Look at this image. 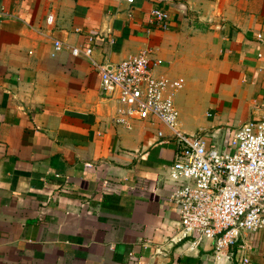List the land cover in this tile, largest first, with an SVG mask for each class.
I'll return each instance as SVG.
<instances>
[{
    "label": "crops",
    "instance_id": "1",
    "mask_svg": "<svg viewBox=\"0 0 264 264\" xmlns=\"http://www.w3.org/2000/svg\"><path fill=\"white\" fill-rule=\"evenodd\" d=\"M155 7L168 13L165 29L148 23ZM0 9V264H264V229L220 259L209 240L191 250L194 234L177 240L168 130L113 124L96 71L68 49L89 45L95 61L114 64L150 48L155 74L175 67L194 88L173 93L179 130L225 149L233 129L264 117V0H0ZM54 39L63 46L52 56Z\"/></svg>",
    "mask_w": 264,
    "mask_h": 264
},
{
    "label": "built area",
    "instance_id": "2",
    "mask_svg": "<svg viewBox=\"0 0 264 264\" xmlns=\"http://www.w3.org/2000/svg\"><path fill=\"white\" fill-rule=\"evenodd\" d=\"M5 16L0 9V25ZM168 19L161 8L149 11L148 23L156 28L165 29ZM51 22L47 15L45 24ZM62 46L52 40L51 55ZM68 49L71 55L87 59L96 71L100 92L113 105V124L130 128L133 121H157L168 130L165 140L173 143V155L166 180L179 215L177 240L194 234L188 250L209 240L212 256L220 259L243 233L264 229V117L240 124L231 131L225 149H219L203 132L179 130L173 93L181 89L183 79L155 74L159 60L150 48L114 64L95 61L89 45ZM156 136L164 135L157 130ZM237 247L248 248L243 243Z\"/></svg>",
    "mask_w": 264,
    "mask_h": 264
},
{
    "label": "rangeland",
    "instance_id": "3",
    "mask_svg": "<svg viewBox=\"0 0 264 264\" xmlns=\"http://www.w3.org/2000/svg\"><path fill=\"white\" fill-rule=\"evenodd\" d=\"M167 75L174 78H182L183 79V85L182 88L179 89V93H188L189 95L193 96L194 94V88L190 85V80L186 76V74L180 72L177 68L172 67L170 70H168Z\"/></svg>",
    "mask_w": 264,
    "mask_h": 264
}]
</instances>
